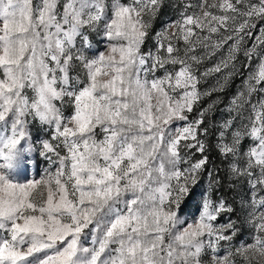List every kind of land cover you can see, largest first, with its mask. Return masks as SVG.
Instances as JSON below:
<instances>
[{
  "label": "snow or ice",
  "instance_id": "obj_1",
  "mask_svg": "<svg viewBox=\"0 0 264 264\" xmlns=\"http://www.w3.org/2000/svg\"><path fill=\"white\" fill-rule=\"evenodd\" d=\"M167 6L0 0V264H236L234 255L264 264V0H181L179 18L153 37L156 51H142ZM96 36L106 51H97ZM225 45L226 56L197 75L195 66ZM198 47L206 55L192 54ZM241 54L240 68L258 62L217 147L250 186L253 233L220 256L242 224H214L233 209L212 199L220 183L212 172L200 188L208 157L181 168L180 146L192 140L184 146L204 153L197 130L207 110L188 115L210 95L198 85L225 68L239 72ZM174 121L187 123L169 130ZM38 157L56 171L29 179ZM190 202L198 212L191 223Z\"/></svg>",
  "mask_w": 264,
  "mask_h": 264
},
{
  "label": "rangeland",
  "instance_id": "obj_2",
  "mask_svg": "<svg viewBox=\"0 0 264 264\" xmlns=\"http://www.w3.org/2000/svg\"><path fill=\"white\" fill-rule=\"evenodd\" d=\"M168 6L163 9L162 13L154 21L153 29L150 34V37L146 40L145 45L142 48V51L151 50L156 51L155 45L156 41L153 39L155 33L160 31L161 28H164L168 23L174 22L179 18V11L181 9L178 5L181 3V0H167ZM193 3L196 0H192ZM170 32L175 31V29H169ZM95 36V34H93ZM217 37L214 35L213 39ZM95 40L100 41L95 44L97 51H106L107 41L102 40L101 37L96 36ZM231 43V42H229ZM252 41H248V46H251ZM178 46L181 48V55H183V48L185 47L183 41L178 42ZM194 55H206L203 48L198 47ZM227 54V45L223 49L218 51L214 56L210 58H205L203 62L195 67L198 68L197 75L205 72L207 69L214 67L221 59H223ZM247 63L243 55L239 57L237 61V68L239 72H236L231 67L223 69L221 72L212 73L206 77H203L201 83L198 85V88L201 92L208 91L210 95H206L202 98L201 102L194 108L193 112L189 113V120H195L199 118V112L202 110H207L205 112L204 124L200 126L197 130V140L204 141L205 151L200 153L197 151V148H187L185 144H194L195 141H181L180 152L181 156L184 157L185 162L181 164V168H187L190 164L195 163L202 156L208 157V163L204 170L200 174V188H207L209 184L210 177L209 172L213 173V176L216 180H219V185H213L212 199L216 201L218 198H222L227 201V203L232 207V212L221 213L217 221L214 222L216 225L226 224L229 219L237 221L238 224H242L241 233L237 234V237L229 243L221 242V248L219 251L220 256L227 255L228 251L231 250L235 252V248L239 247L241 243L248 242L251 243V235L253 233V226L248 223V211L250 208L248 204L250 203L251 198V189L247 183L246 178H236L230 172V164L233 162V157L224 156L221 154L219 148L217 147L219 141V132L221 130V125L225 120H228L236 115V113L229 112V106L233 97L236 96L238 91L244 90V80L247 77L248 73L251 72L258 62L257 60L252 61V65L246 69L240 68V63ZM229 72H234L235 74L231 78L225 80V77ZM162 73H157L161 75ZM223 85V90H219L220 86ZM255 99V97H254ZM186 121H174L173 124L168 126L169 130L174 129L175 127H182L186 124ZM236 126L239 127V120L235 121ZM207 128V134H204L203 129ZM34 135H36V129H33ZM39 136L42 139H50L49 135H46L44 132H40ZM230 140V137L228 138ZM247 141H245V147L247 146ZM37 147L39 148V142H37ZM61 155L65 154L62 149H60ZM39 167L30 171L28 178L29 179H40L42 176L46 175V171L50 172L56 171V165L49 164L44 161L42 158H39ZM56 158L53 157V160ZM221 176H224V179H221ZM185 213L187 215V220L191 223L194 219L198 217L197 207L191 202L185 208ZM86 247H91L90 241L85 242ZM207 259V258H205ZM234 259L236 264H246L243 257L234 255L231 257ZM256 260H260L259 257ZM256 260L252 264H256Z\"/></svg>",
  "mask_w": 264,
  "mask_h": 264
},
{
  "label": "trees",
  "instance_id": "obj_3",
  "mask_svg": "<svg viewBox=\"0 0 264 264\" xmlns=\"http://www.w3.org/2000/svg\"><path fill=\"white\" fill-rule=\"evenodd\" d=\"M221 179L223 180L224 179V176H221Z\"/></svg>",
  "mask_w": 264,
  "mask_h": 264
}]
</instances>
